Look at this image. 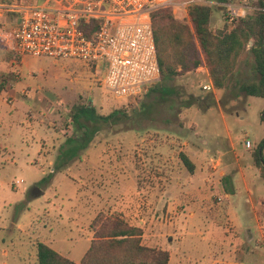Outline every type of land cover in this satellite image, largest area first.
<instances>
[{"label": "rangeland", "instance_id": "obj_1", "mask_svg": "<svg viewBox=\"0 0 264 264\" xmlns=\"http://www.w3.org/2000/svg\"><path fill=\"white\" fill-rule=\"evenodd\" d=\"M224 10L213 6L211 28L224 26ZM9 52L0 44V81L6 80L17 94L10 97L5 91L0 96V264H38V241L80 262L100 211L120 213L142 226L147 245L151 230L162 234L158 243L173 254L171 263L221 264L214 262L221 258V249L216 256L218 251L211 248L227 242L225 231L231 227L244 243L249 244V232L253 235L254 251L246 264H264V182L253 156L264 137L263 97L237 89L206 91L203 85L210 78L202 69L160 80L146 94L117 99L100 79L105 66L15 52L9 58ZM252 64L250 54L240 60L242 78H255ZM168 87L177 92L165 95ZM193 94L213 95L216 103L209 107L198 98V105L188 107ZM78 102L96 107L100 114L122 111L100 121L93 142L62 169L54 168L58 153L75 133L68 113ZM218 132H229L235 149L228 135ZM181 153L195 160V176ZM173 178L177 186L171 185ZM191 178L200 183L192 191L183 185ZM222 187L230 196L228 216L219 222L220 204L214 198L223 195ZM36 188L39 193H32ZM191 210L203 214L198 223L211 220L216 227H203L194 237L200 254L191 248L182 255L183 241L192 238L186 229L199 226L191 219L183 226L174 222Z\"/></svg>", "mask_w": 264, "mask_h": 264}, {"label": "trees", "instance_id": "obj_2", "mask_svg": "<svg viewBox=\"0 0 264 264\" xmlns=\"http://www.w3.org/2000/svg\"><path fill=\"white\" fill-rule=\"evenodd\" d=\"M250 5L253 9L239 18L232 30H228L225 25L215 29L210 27L213 7L209 4H190L189 21L176 17L169 6L154 9L152 23L161 81L195 72L204 58L215 89H237L246 95L264 98V0H250ZM98 27L99 22L95 19L82 20L80 23V28L89 37ZM247 54L253 57V79L240 76V60ZM13 56L16 55L9 52L8 57ZM5 87L6 80L2 79L0 94ZM168 90L164 93L168 96L177 92L174 87H168ZM198 98L193 94L188 107L198 105L199 100L209 107L216 103L213 95L205 94ZM121 111L106 115L83 102L71 105L68 117L73 122L75 133L67 139L69 146L58 153L54 168L62 169L80 150L87 148L99 130L97 125L100 121L107 122ZM253 156L264 182V139ZM181 157L193 174L195 163L184 153H181ZM226 190L230 191L228 188ZM91 229L93 237L80 262L63 255L48 243L38 241V264H168L170 261L169 250L145 244L143 227L133 224L120 213L109 215L100 211L92 221Z\"/></svg>", "mask_w": 264, "mask_h": 264}, {"label": "built area", "instance_id": "obj_3", "mask_svg": "<svg viewBox=\"0 0 264 264\" xmlns=\"http://www.w3.org/2000/svg\"><path fill=\"white\" fill-rule=\"evenodd\" d=\"M192 3L224 7L228 30L253 9L250 0H0V44L18 55L105 66L100 79L106 90L117 99L137 97L161 80L152 11ZM87 19L99 22L91 37L80 28Z\"/></svg>", "mask_w": 264, "mask_h": 264}, {"label": "crops", "instance_id": "obj_4", "mask_svg": "<svg viewBox=\"0 0 264 264\" xmlns=\"http://www.w3.org/2000/svg\"><path fill=\"white\" fill-rule=\"evenodd\" d=\"M178 1H181V0H178ZM209 5H211L212 7L215 6L213 4H209ZM173 12H174L176 17H178V18H180V19H182L184 21H189L188 7L186 9H184V7L179 6V7L175 8V9H173ZM185 18L187 20H185ZM222 21H223L222 23L224 24V14L223 13H222ZM85 63L87 64V62H85ZM90 64H93L95 66L94 63H89V65ZM202 69H206V73H207V75H209V71H208V68H207V66L205 64L204 58H203V63L198 67V69L196 71H200ZM206 83H211L213 85L211 79H210V81H208ZM5 91L6 92H8V91L11 92L10 93V97H13L14 95L17 96V94L15 92H13L11 88H9L8 84L5 87V89L2 91V93L5 92ZM24 91L25 90L23 89L21 92L24 93ZM2 93L0 94V96L2 95ZM10 101L12 102L13 100H10ZM216 135L217 136H224V137H227V135H228V138L231 140V144L233 145V147L235 149V141L232 139L231 134L229 132H226V133L218 132V134H216ZM213 137H214V135H213ZM263 139H264V137L261 138V140H263ZM192 161L194 162L195 160L192 159ZM194 163H196V162H194ZM235 167H236L235 169H237L238 165H235ZM239 169H240V167L237 170H239ZM241 172L243 173V170H241ZM194 174H195V172L193 174H191V175L195 176ZM196 177H197V175H196ZM199 184L200 183H198L197 180H194V179L192 180V178H191V180H188V182H185V184H183V185H184L185 188H187V190L192 191V190H194V187H196ZM171 185L177 186L178 185V179L176 178V180H175V178H173L171 180ZM233 187L234 188H231L232 189L231 191H232V193L233 192L235 193L236 192L235 184L233 185ZM221 192L223 193V195L219 196V199H218V197L214 198L221 205V206L219 205L218 213H217V216H218L217 219L219 220V222H220V219L222 218V216L227 214L226 213L225 204H226V198H228V196H230V193L226 190L225 187L221 188ZM248 199L250 200V202H252V199L249 196H248ZM263 200H264V198H263ZM202 215L203 214H198L197 212H194L192 210L189 213L188 212L187 213H181V214H179L178 216L175 217L174 225L178 224V223H182V226H183L184 225V221H188L189 219H191L192 221L196 220L197 223H198V220H200L202 218ZM227 216H228V214H227ZM201 220H203V219H201ZM199 223H198L199 227H197L194 230L188 231L186 229V232L192 238L191 239H186V240L183 241L182 247L180 248V251L183 252V253H181L182 255L183 254L186 255V253H191V248L192 249H194V248L197 249V252L200 254L199 246L196 243L194 237L196 235L198 236L202 232V228L203 227L210 228V230H211V228L214 229L216 227L215 226L216 224L213 221H211V220H207V222H205V220H204L202 222L200 221ZM260 227L264 231V227L263 226H260ZM219 228H222V224H221V226ZM230 228L231 227L227 228V231H225V232H227L226 233L227 234V242H224V243L219 242V244H218L219 246L216 245V243H215L214 244V248H211L212 252H217L218 250L221 249V252H220L221 258L220 259H215L214 262L215 263L216 262L217 263H221V264H246L247 260H248V256L254 251V250L250 249V243H251V241L253 239V235L249 232V235H248V238H247V241L249 240L248 241L249 244L246 243V242L244 243L243 240H241L239 233L234 232V231L232 232V230H230ZM150 233L151 234L149 235V237L151 238L152 242L148 243V245H150V246H157V245L160 246L161 244L159 245L158 240L160 241V239H162L161 236H163V235L159 234V236H156V233H154L152 230L150 231ZM212 234H215V232L213 231ZM166 236L169 237V234H167ZM171 238L173 240L174 237H171ZM179 238L183 239L184 236L181 234V235H179ZM230 238L233 239V240H231ZM162 248L166 249L163 246H162ZM167 250H169V249H167ZM170 254H171V257H170V261H169L168 264H183L178 259L174 260V262L171 263V261L173 259V254L171 253V251H170ZM215 255L218 256L219 255V251H218V253H215ZM176 256L178 257L179 254H176Z\"/></svg>", "mask_w": 264, "mask_h": 264}, {"label": "water", "instance_id": "obj_5", "mask_svg": "<svg viewBox=\"0 0 264 264\" xmlns=\"http://www.w3.org/2000/svg\"><path fill=\"white\" fill-rule=\"evenodd\" d=\"M252 43H253V41H250V44H252ZM263 116H264V113H263ZM32 193H34V194L39 193V189H37V188L34 189Z\"/></svg>", "mask_w": 264, "mask_h": 264}]
</instances>
